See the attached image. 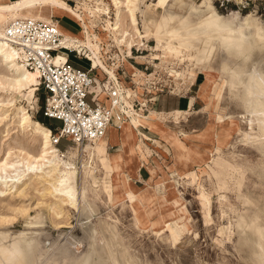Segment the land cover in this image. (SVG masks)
<instances>
[{"label":"rangeland","instance_id":"1","mask_svg":"<svg viewBox=\"0 0 264 264\" xmlns=\"http://www.w3.org/2000/svg\"><path fill=\"white\" fill-rule=\"evenodd\" d=\"M59 1L75 13L85 15L84 21L90 28H85L88 39L99 46L101 60L109 71L115 70L107 67L111 59L118 55L121 62L127 54L130 56L132 47L138 56L146 55L138 66L143 74L133 75L134 89L123 88L126 97L145 99L138 90L183 95L196 79L190 96L201 100L202 106L194 105L186 125L179 124L176 128L163 124V114L159 117L162 124L157 121L161 129L153 125L155 116L152 117L155 121L142 119L145 128L168 131L174 136L168 150L160 144V138L148 145L145 141L149 140L140 139L133 129L137 138L135 148L140 145L142 151H151L165 168L156 160V168L149 169L153 156H146L147 178L130 177V190L123 183L126 195L119 201L103 192V186H111L112 176L97 154L85 149L88 145L80 148L66 140L52 145L75 169V203L69 202L60 192L58 179L63 174L58 170L62 166L50 161L27 167L30 157H36L40 151V138L28 128L20 127L16 109L24 108L30 120L43 127L59 123L43 117V94L35 91V87L21 94L7 88L4 83L9 76L0 63V264H12L15 259L22 264H264V124L256 121L253 110L242 99L243 90H230L226 81L215 78L205 101L200 96L198 85L212 59L215 41L198 37L186 44L190 38L146 37L152 20L161 21L171 14L180 18L183 25H194L213 15L206 8L209 4L220 23L242 32L245 42L244 52L239 56L221 48L222 56L218 59L221 75L238 70L246 83L251 74L264 73V0L125 2L120 25L133 36L131 47L112 38L113 0ZM5 2L9 0H0ZM129 10L133 12L138 34L130 24ZM53 16L59 19L60 28L78 37L79 26L72 16L57 10H53ZM180 30L185 33L183 28ZM115 59L118 67L119 61ZM69 61L71 65L86 67L84 60L76 63L70 55ZM126 65L129 69L127 62ZM213 95L218 99L216 104ZM127 101L131 103L127 98L121 99L124 106L130 107ZM185 112H173L174 122ZM125 119L123 114L118 120ZM148 119L150 125L146 123ZM182 129L197 131L185 133ZM110 146H106L105 152H114L118 143L108 151ZM165 152L173 157L171 169L163 160ZM4 162L6 166H2ZM161 170L177 190L171 197L168 183H157L163 176ZM177 197L183 201L184 221L163 208ZM161 199L167 203H161ZM171 223L185 228L177 238ZM100 230L114 253L109 259L104 257L106 247L96 235Z\"/></svg>","mask_w":264,"mask_h":264},{"label":"bare ground","instance_id":"2","mask_svg":"<svg viewBox=\"0 0 264 264\" xmlns=\"http://www.w3.org/2000/svg\"><path fill=\"white\" fill-rule=\"evenodd\" d=\"M125 2H127V4H130L131 0H113L114 15H113L112 38L117 43L119 42L127 43L128 47H131L132 43H134L133 36L129 31L122 29L120 25L122 5ZM206 8L209 11L213 12V15L202 18L200 22L194 25L192 24L183 25L180 18L173 17L171 14H168L167 18L162 19L161 21L152 20L149 27L150 33L146 36L148 39L150 37H154L155 39L158 38L162 39L163 37H166L171 40L181 39L183 37L190 38L187 40V42H185L186 44L190 43L191 40L196 39L198 37H204L208 42L215 41L214 42L215 46L212 47L211 50L212 59L210 60V62H208L206 69L203 70L205 77L198 85V92L204 101L206 95L208 94V88L211 87V84L213 83L215 78L219 79L221 82L226 81L228 83L230 90L231 88L234 89L233 77L239 76V78L241 79V75L238 70H233L231 74H229L228 76L221 75L222 74L221 67L218 62V59L220 58V56H222L221 48H223L230 54L239 56L244 52L243 47L245 45V42L243 41L244 38L242 36V32H238L235 29L231 28L230 26L221 24L219 19L215 17L212 7L208 4ZM53 10L64 12L73 17L74 21L79 26V31L77 33L78 37H74L71 31L66 29L63 30L62 28H60L58 20L57 22H54L52 20V17L56 18L55 16H53ZM129 12H130V24L134 28L135 32L138 34V31L135 28L136 20L134 18L133 12L132 10H129ZM84 18L85 15L83 13L82 14L75 13L70 6L59 0H9V2L6 4H0V63L4 66V69L9 76L7 78V81L4 83L7 86V88L15 93L21 94L26 90H30L32 87H35L37 83L36 73L24 67V65L19 61V55L17 54V52L13 48H11L4 39V34H3L4 27L9 22L15 19H31L48 24H54L58 30L59 35L61 36L60 42L63 47L72 48V49H74L75 45H77L76 47L78 48L81 47L79 50L77 49L74 50L80 53L81 52L85 53L87 54V56L89 54L91 59L93 60L94 66H98L100 70H103L104 73L103 76H107L108 78L115 77L114 73L109 71L106 68V66L103 64L101 60L102 56L100 54L99 46H95L90 43L88 39L89 32L85 30V28L89 30L90 28L86 25ZM182 28L184 29L185 33H183L180 30ZM128 37L130 38L127 39ZM59 60L62 61V58L61 59L58 57L55 58L54 63H57ZM94 66L92 65L91 67L95 68L96 73L100 76V72L98 68ZM129 70L130 71L133 70L131 65H129ZM105 86H109L108 82H106ZM120 86L122 88V92L125 95V91L121 84ZM95 91L96 89L94 88L90 89V93ZM116 92L118 94L119 91L116 90ZM118 96H120V94H118ZM212 100L213 103L215 104L218 103V99L216 95H213ZM126 104L129 105V103ZM114 109L115 111H112V114H114L116 111L117 112L122 111L123 114H125V117H128L129 115L128 109L125 108L120 109L119 107ZM16 111L17 114H20V119H19L20 127L28 128L32 132V134L40 138V151L36 157H30V162L27 167L30 168V166L33 164L56 161L58 166H62V169L58 171L60 174L63 175L59 177V179L57 178L61 186L60 192L63 193L66 196V198H68L69 202L75 203L74 186H73L75 169L73 167V164L68 162L65 155L59 154L56 148L52 146L49 138L50 131L48 130V128L43 127L38 122H32L30 120L28 113L24 108H17ZM257 113L258 112L256 111L252 112V114L256 118V121L264 124V112H261V115H257ZM152 115L156 117V122L157 121L159 122L160 120L159 117L162 116V114H157V113H153ZM210 120L212 121V119ZM114 122L115 125L121 129L120 146L114 152L111 153L105 152L106 149L105 135L108 132V128L105 130V132L101 137L97 138L92 143L89 142V143H84L81 146L79 145H75V146L84 148L85 146L88 145V147H86L85 149L89 152L94 151L97 154V156L101 159V162L103 163L106 171L110 173V175L112 176L111 186L109 187L103 186L102 190L104 193L108 194V196H112L114 197L115 200L119 201L126 195V192L124 191V187L122 184L125 183L127 188L130 190L129 178L131 177L132 179H138L139 177L137 173L138 169L141 166H144V160L146 161V159H145V154L135 148L137 138L133 133L134 130L131 127L132 125L130 126V123L127 120H124L123 122H119L118 119H115ZM150 122L151 121H149V119L146 121V123H148L149 125L151 124ZM166 133L170 137L169 143L172 144L174 136H171V134L168 131ZM245 138H247V136H245ZM94 145L95 147L92 148V146ZM149 162H150V166L148 167L149 169L152 167L156 168L157 162L153 158ZM6 165L7 162H4L2 164V166H6ZM206 167L211 169L208 164L206 165ZM144 168L146 171L149 170L146 166H144ZM171 168H173V166L170 167L169 169ZM158 169L160 170V168ZM161 173L163 174V176L162 178H160V180H158L157 183L162 185L164 181L167 182L168 197H171L175 194L177 190L171 184L168 175L162 170ZM160 202L164 203L166 202V200L161 199ZM163 208L164 210L166 209L171 210L173 213L172 216H176V217L181 216V220L184 221L186 216L185 210L183 208V201L179 197L175 198L171 203L169 202L168 205L164 206ZM171 228L173 231H175L174 238H177L179 235H181L182 232L185 231L184 226L179 225L178 223H171ZM96 235L99 236L100 242L106 247L104 257L107 259L113 257L114 254L113 250L109 247L103 231L102 230L98 231ZM255 235H256V231H255ZM12 264H22V262L18 259H15V261Z\"/></svg>","mask_w":264,"mask_h":264},{"label":"built area","instance_id":"3","mask_svg":"<svg viewBox=\"0 0 264 264\" xmlns=\"http://www.w3.org/2000/svg\"><path fill=\"white\" fill-rule=\"evenodd\" d=\"M52 20L57 22V18L52 17ZM3 34L6 43L19 55V61L37 75L35 91L43 94V117L59 123L56 126L47 124L46 127L50 131L52 145H57L61 140L79 146L92 143L101 137L109 126H115V119L123 118L122 111L112 114L114 108L127 109L116 92L120 88L117 77L105 76L104 80L97 79L93 74L95 68L91 67L90 61L82 52L62 46L61 36L54 24L15 19L4 27ZM131 49L137 52L136 48ZM70 54L78 61L88 62V65H71L68 61ZM57 55L62 57V61L54 63ZM112 65L111 59L107 67ZM106 82L109 86H105ZM92 88L96 89L92 95L103 93L109 101V106L87 101V95ZM145 99V104L141 105L132 98L130 107L133 110L145 109V105L152 102L150 97Z\"/></svg>","mask_w":264,"mask_h":264},{"label":"crops","instance_id":"4","mask_svg":"<svg viewBox=\"0 0 264 264\" xmlns=\"http://www.w3.org/2000/svg\"><path fill=\"white\" fill-rule=\"evenodd\" d=\"M6 3H8V2L0 3V4H6ZM59 18H61V16ZM57 20H59V19L57 18ZM62 29L65 30L66 28L64 29V27H62ZM66 30H68V29H66ZM76 48L77 47L74 46V49H76ZM79 49L80 48H77V50H79ZM143 51H147V50L145 49ZM130 53H131L130 56H128V54H127L126 58L124 57L126 60L122 59L121 62H120V57L118 55H117L116 59L114 58L116 61H119V63H118L119 66L118 67L116 66V62H114V59L112 58L113 59L112 60L113 61V65L111 67H114V68L117 67L116 70H114L113 73H115V76L117 77V80H118L119 84H121L122 87L124 86L123 88L128 87V88L133 90L134 89V80H133L134 76L133 75H136L138 77L139 74H137V73H142L143 74V71H140L138 69V66L140 67V65H142L140 62H141L142 59L146 58V55L142 54V55L138 56L137 53L133 49L130 50ZM70 57H71V54H70ZM136 59L139 62H136ZM68 61H69V58H68ZM91 61H92V59H91ZM77 62H79V61L76 60V63ZM84 62L86 63V66H87L88 62H86V61H84ZM126 62L129 65H131V67L133 69L132 71H130L128 69V67L126 65ZM69 63H70V61H69ZM143 63H146V62H143ZM72 65L76 66V67L80 66L78 64H72ZM92 65L94 66L93 61H92ZM82 67H84V66H82ZM94 67L98 68V66H94ZM98 70L100 72V76L96 73V70L93 71L94 76L97 79H99V80H104L105 76H103V74H104L103 70H100V68H98ZM130 78H132V79H130ZM195 85H197L196 79L193 82V84L191 86H189L188 91L185 92V94H183V95L180 92L178 94H175L174 92H169V93H167L165 95H162V94H160L162 92H159V91L157 92V90H155L154 92L151 91V92H146V93L145 92L142 93L143 90H141V91L138 90V92L140 93L139 95L141 97H143V98L150 97L152 102L150 104H146L145 105V109H137V108H135V111L137 113L131 107H126L125 106L128 109V112H129V115H128V117H125L126 118L125 120H127L130 123V126L132 125L131 127L133 129L134 128L136 129V134H137V136L140 139L146 140L145 138H147L149 140V141H145V143H147L148 145H151L152 140L156 141L157 139L160 138V144L165 149L168 150V146L172 145L171 143H169L170 137H169V135L166 132H159V129H161L159 123L162 124V122L157 123L155 121V118L153 120L152 117L154 115H152V114L153 113H157V114L165 115V120H164L163 124H165L166 126H167V124H171V125H173L176 128L177 126H179V124H180V126H182L183 124L186 125L187 118L191 114L190 111L193 110L194 105H198L199 107L202 106L201 100H199V99L197 100L194 96H190L194 92V91H191L190 89H191V87H193ZM138 89H139V87H138ZM195 89H196V87H195ZM119 90L121 91L120 88L118 89V91ZM120 91L118 92V94H120V96H119L120 100L127 98L131 102L132 99H130L129 97H126ZM135 100L137 102H139L141 105L145 104V102H146V99H135ZM87 101L88 102L96 101V102H98L99 104H102L105 107H107V105H108V99L106 98V96L103 93H100V94H97V95H94V96L92 95V93H89L87 95ZM129 104L131 106V103H129ZM179 110H187V112H185L186 114L184 116L179 118L178 122H174V120H173V112L179 111ZM193 112L196 114L195 111H193ZM146 117L151 119L152 121H155V122H153V125H154L155 128H159V129L153 131V130H150L148 128H145V126H142L141 125V121H142V119H144ZM114 124H115V122H114ZM116 130L118 132H116ZM182 131L185 132V133H190V132L197 131V130L193 129L190 132H186L185 129H182ZM177 132H178V134H180V131H177ZM120 135H121V129L120 128H118L117 126L116 127L115 126H109L108 127V132L105 135L106 136L105 137L106 146L108 144L114 146V145H116V142H117L118 143V147H119L120 146ZM167 141H168V143H167ZM112 146H110L108 148V151L111 148H113V149L115 148V147H112ZM139 146L137 147V149H139L141 152H143L145 154L146 161L144 160V163L146 164L147 161H148L147 158H149V156H153V154L149 150L142 151V148L139 147ZM166 153L167 152L164 153L163 160H164V162H165V164L167 166H170L171 160H173V157H171L170 153H168V154H166ZM146 156H147V158H146ZM155 157H156V159H155ZM155 157L153 156L152 158L155 161L157 160L161 164V160H159V157L158 156H155ZM152 158H150L149 160H151ZM144 166H141L138 169L137 173H138V176H139L138 178L139 179H146L147 176H148L147 171L145 170ZM161 166L163 168H165V166H163L162 164H161ZM170 167H172V166H170ZM134 182L136 184H138V182H136V181H134ZM142 186H143V184H142Z\"/></svg>","mask_w":264,"mask_h":264},{"label":"clouds","instance_id":"5","mask_svg":"<svg viewBox=\"0 0 264 264\" xmlns=\"http://www.w3.org/2000/svg\"><path fill=\"white\" fill-rule=\"evenodd\" d=\"M233 80V87L243 90L244 102L253 111L264 112V73L251 74L246 83L239 76H234Z\"/></svg>","mask_w":264,"mask_h":264},{"label":"trees","instance_id":"6","mask_svg":"<svg viewBox=\"0 0 264 264\" xmlns=\"http://www.w3.org/2000/svg\"><path fill=\"white\" fill-rule=\"evenodd\" d=\"M45 127H48L47 124L45 125Z\"/></svg>","mask_w":264,"mask_h":264}]
</instances>
